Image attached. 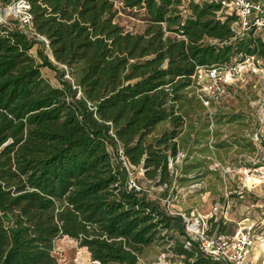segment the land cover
<instances>
[{"label": "trees", "instance_id": "16d2710c", "mask_svg": "<svg viewBox=\"0 0 264 264\" xmlns=\"http://www.w3.org/2000/svg\"><path fill=\"white\" fill-rule=\"evenodd\" d=\"M115 1L144 10L141 32L114 21ZM25 2V25L50 55L31 54L42 42L0 22V264H57L53 242L62 236L93 264H136L152 244L183 264H220L162 198L205 167L189 158L207 149L196 147L209 133L196 67L264 60V31L236 33L234 14L209 0ZM181 151L186 162L171 169ZM135 171L138 189L129 186ZM218 224L206 234L221 235L211 234Z\"/></svg>", "mask_w": 264, "mask_h": 264}, {"label": "rangeland", "instance_id": "374dc122", "mask_svg": "<svg viewBox=\"0 0 264 264\" xmlns=\"http://www.w3.org/2000/svg\"><path fill=\"white\" fill-rule=\"evenodd\" d=\"M26 5L25 0H0V22L9 26L17 22L29 37L42 42L33 45L31 54L36 55L37 48H41L44 54L50 55L44 38L35 35L30 26L25 25ZM113 10L114 21L125 31L136 33L143 30V9L126 8L115 1ZM41 74L51 84L58 85L54 70L42 67ZM212 98L200 111L206 118L209 133L196 147L207 146V149L189 156L202 160L205 167L199 173L194 171L187 175L191 179L181 186L175 183V193H171L170 188L162 201L172 213L185 217L189 224L203 220L205 231L210 230L213 222H222L224 227L218 224L211 234L230 235L251 227L249 230L259 237L264 235V73L247 71L224 94ZM192 118L196 129L201 130L195 116ZM220 142L224 143L221 147L217 145ZM185 162L181 151L174 162H169V167L173 169L175 164L180 167ZM141 176V171L131 174L133 179ZM148 182L142 181L141 184L147 186ZM163 188L164 185L151 186L148 194L156 197ZM165 248L167 245L145 247L136 264H183ZM52 255L57 264H93L87 249L79 247L67 236L54 240Z\"/></svg>", "mask_w": 264, "mask_h": 264}, {"label": "built area", "instance_id": "2783aa9c", "mask_svg": "<svg viewBox=\"0 0 264 264\" xmlns=\"http://www.w3.org/2000/svg\"><path fill=\"white\" fill-rule=\"evenodd\" d=\"M220 6L218 13L234 14L231 28L236 33L249 30L264 31V0H209ZM28 6L26 5V8ZM28 15V14H27ZM29 15L25 22H29ZM247 71L264 73V60L255 55H245L243 59L234 60L230 64L221 66H197L192 78L196 91L203 97V103L208 104L212 97L224 94ZM123 159V158H122ZM129 186L139 188L132 177ZM184 221L186 218H183ZM203 220L189 224L185 221L186 232L198 241L200 248L215 262L220 264H264V258L251 255L257 242H264V235H254L251 227L240 229L233 234L208 236L206 224ZM202 223V224H201ZM201 225V226H200ZM245 228V227H244Z\"/></svg>", "mask_w": 264, "mask_h": 264}, {"label": "crops", "instance_id": "0c3cea01", "mask_svg": "<svg viewBox=\"0 0 264 264\" xmlns=\"http://www.w3.org/2000/svg\"><path fill=\"white\" fill-rule=\"evenodd\" d=\"M251 255H253L254 258H264V242H257L251 251Z\"/></svg>", "mask_w": 264, "mask_h": 264}, {"label": "water", "instance_id": "95a60500", "mask_svg": "<svg viewBox=\"0 0 264 264\" xmlns=\"http://www.w3.org/2000/svg\"><path fill=\"white\" fill-rule=\"evenodd\" d=\"M45 40V39H44ZM46 41V40H45Z\"/></svg>", "mask_w": 264, "mask_h": 264}, {"label": "bare ground", "instance_id": "6f19581e", "mask_svg": "<svg viewBox=\"0 0 264 264\" xmlns=\"http://www.w3.org/2000/svg\"><path fill=\"white\" fill-rule=\"evenodd\" d=\"M20 11V10H19Z\"/></svg>", "mask_w": 264, "mask_h": 264}]
</instances>
